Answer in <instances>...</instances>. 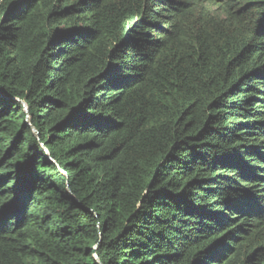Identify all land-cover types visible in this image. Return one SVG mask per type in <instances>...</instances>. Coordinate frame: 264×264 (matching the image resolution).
Listing matches in <instances>:
<instances>
[{
    "label": "trees",
    "instance_id": "1",
    "mask_svg": "<svg viewBox=\"0 0 264 264\" xmlns=\"http://www.w3.org/2000/svg\"><path fill=\"white\" fill-rule=\"evenodd\" d=\"M0 264H264V0H0Z\"/></svg>",
    "mask_w": 264,
    "mask_h": 264
}]
</instances>
